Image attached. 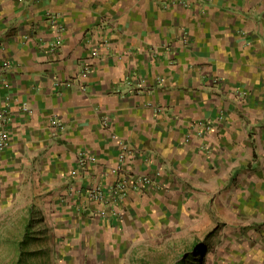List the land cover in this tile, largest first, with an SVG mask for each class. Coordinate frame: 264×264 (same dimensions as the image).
I'll return each mask as SVG.
<instances>
[{"label": "crops", "instance_id": "crops-1", "mask_svg": "<svg viewBox=\"0 0 264 264\" xmlns=\"http://www.w3.org/2000/svg\"><path fill=\"white\" fill-rule=\"evenodd\" d=\"M9 93L33 111L11 102L12 141L0 160L3 224L31 207L49 224L98 214L88 191L118 176L119 139L134 145L130 172L153 178L130 188L125 210L154 203L162 217V207H196L246 155L235 142L264 155V0H0V106ZM223 117L231 148L214 167L204 146L221 141L209 127ZM250 129L262 136L250 142ZM254 178L255 195L225 198L223 223L264 218V176ZM190 186L203 189L195 199ZM226 236L238 241L241 264H264V229Z\"/></svg>", "mask_w": 264, "mask_h": 264}, {"label": "rangeland", "instance_id": "rangeland-1", "mask_svg": "<svg viewBox=\"0 0 264 264\" xmlns=\"http://www.w3.org/2000/svg\"><path fill=\"white\" fill-rule=\"evenodd\" d=\"M216 121V126L212 124L216 128L209 127V130H215L216 137L221 135V141L214 139L211 147L204 146L207 160L214 167L218 166V160L223 159L222 150L231 148L229 143L222 141L225 139L222 136L224 130L228 133L229 121L224 117ZM247 133L250 142H253V135L262 136L257 129H250ZM247 142L242 140L234 143L245 150L246 155L235 156L242 161L236 166H229L214 189L205 190L204 196L200 193L199 207H195L192 201H188L191 205L188 208L183 202L184 206H178L177 209L171 206L166 213L162 207L164 216L159 217L160 207L155 209L154 203H151V209L146 207L145 212L142 206L133 211L125 210L122 206L115 215L74 217L72 222L64 224H49L44 221L43 215L37 216V210L33 207L4 219L6 225L2 223L0 214V264H15L19 257L16 247L20 239L27 235V228L33 242H36L37 236H41L40 241H44L43 246L48 249L45 262L48 264H175L178 260L186 259L195 243L203 249L200 254L203 262L199 259L200 264H241L245 255H240L241 250L236 251L232 247L238 241L228 240L226 234L231 233L230 237L234 238L232 235L239 236V230L246 233L250 228L264 229V218H253L248 220L249 223H223L222 212L224 206L228 207L225 198L228 200L243 192L248 197L255 195L254 176H264V155L250 154ZM213 179L218 177L214 176ZM201 190L199 186H190L186 192L189 198L195 199L196 193ZM207 214L213 217L212 221ZM48 231L53 235L51 239L43 236V232ZM43 252L36 254L41 257L45 254ZM251 260H254L253 256Z\"/></svg>", "mask_w": 264, "mask_h": 264}, {"label": "built area", "instance_id": "built-area-1", "mask_svg": "<svg viewBox=\"0 0 264 264\" xmlns=\"http://www.w3.org/2000/svg\"><path fill=\"white\" fill-rule=\"evenodd\" d=\"M53 22L56 24L59 30L65 28L64 23L60 19V15L53 14ZM63 42L62 37H57L55 41L50 42V49L55 50ZM98 53V51H95ZM10 61L5 62V66H10ZM90 74V67L86 65L81 75L83 78H87ZM6 85H9L8 80H6ZM86 85L82 84V89L85 90ZM19 102L22 109L30 113L33 108L28 100H21L15 97L14 94L9 93L6 95L5 105L0 106V160L2 159V153L10 146L12 141L10 124L13 120L12 114V104L11 102ZM52 122L56 127H63V121L60 118H53ZM104 122L108 124V118H104ZM113 136L119 138L117 134L113 133ZM120 150L118 153V162L115 167H113L112 172L116 176L115 181L109 185V187L102 186L101 184H95L88 191V196L97 201L100 206L98 209V214L102 216L115 215L119 212V208L124 205V200L127 194L130 192L131 187L138 188L143 184L151 183L153 180L152 176L146 174H134L128 169V162L132 159L134 155V145L126 140L119 139ZM94 158V157H93ZM89 160V155L82 158V162ZM159 173V172H158ZM1 183V181H0ZM1 188V186H0Z\"/></svg>", "mask_w": 264, "mask_h": 264}, {"label": "trees", "instance_id": "trees-1", "mask_svg": "<svg viewBox=\"0 0 264 264\" xmlns=\"http://www.w3.org/2000/svg\"><path fill=\"white\" fill-rule=\"evenodd\" d=\"M27 235L24 236L23 239H20V243L18 244V246L16 247L18 249V259L15 262V264H48L45 262V259L47 258L46 254V247H44V241H40L42 238L41 236H37V238L35 239L36 242H33V240L30 239V231L29 228L26 229ZM25 243V245L23 244ZM42 244V245H40ZM40 245L38 248H32V246H38ZM35 250V251H34ZM202 246H198L197 243H195L192 246V250L189 251V255L186 257L185 260H178L176 261L175 264H187L192 262L193 264H200L199 259H202L201 262H203V258L202 256L200 257V254L202 252ZM39 251H41V253H45L43 254L44 256H37L36 253H38ZM203 264V263H201Z\"/></svg>", "mask_w": 264, "mask_h": 264}]
</instances>
